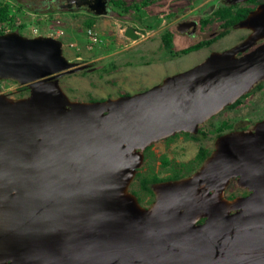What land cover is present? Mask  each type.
<instances>
[{"label":"water","instance_id":"95a60500","mask_svg":"<svg viewBox=\"0 0 264 264\" xmlns=\"http://www.w3.org/2000/svg\"><path fill=\"white\" fill-rule=\"evenodd\" d=\"M90 9L105 14L107 0ZM233 27L250 32L147 90L99 101L61 88V76L91 68L61 40L0 33V79L28 88L0 93V264H264V119L216 137L190 175L154 182L150 206L129 190L148 146L196 134L264 80V2ZM124 35L138 39L133 27ZM232 179L249 193L225 197Z\"/></svg>","mask_w":264,"mask_h":264},{"label":"rangeland","instance_id":"374dc122","mask_svg":"<svg viewBox=\"0 0 264 264\" xmlns=\"http://www.w3.org/2000/svg\"><path fill=\"white\" fill-rule=\"evenodd\" d=\"M120 1L121 5L116 6L110 0L107 12L98 15L85 7L60 9L50 0H0V8L6 6L10 15L0 22V30L2 33L18 31L22 25V35L59 39L67 59L89 63L90 69L59 78L61 88L74 101H99L147 90L166 76L200 63L210 52L230 48L248 35V29L231 26L225 35L208 46L172 56L164 47V32L172 33L174 50L217 36L224 31L223 20L213 11L225 4L224 0H149L140 13L132 5L142 0ZM259 1L262 0L231 5H234L233 10L240 6L254 8ZM124 6L130 7L124 9ZM202 18H207L203 25L200 23ZM189 20L196 22L194 33L181 32L179 24ZM127 27L136 30L138 39L124 35ZM23 87L14 80L0 79V93L8 97L28 95V88ZM239 99L237 105L225 107L200 124L196 134L175 133L153 142L144 150V160L129 186L142 206L151 204L153 194L141 188V177L155 174L165 179L172 175L173 169H180L184 177L188 176L201 165L194 160L200 147L211 152L219 135L251 129L257 121L264 119V80ZM220 126H224L222 131L217 129ZM187 165L192 171L186 175ZM244 190L233 180L224 196H241Z\"/></svg>","mask_w":264,"mask_h":264},{"label":"trees","instance_id":"16d2710c","mask_svg":"<svg viewBox=\"0 0 264 264\" xmlns=\"http://www.w3.org/2000/svg\"><path fill=\"white\" fill-rule=\"evenodd\" d=\"M249 1H255V0H249ZM120 0H112V3L116 6L121 5ZM149 3V0H142L140 3H135L134 5H132V7L134 8V10L138 13L141 12V9L146 6ZM128 7L130 6H124V9H128ZM234 5L231 4H222L220 6H218L214 11L213 14L216 15L218 18H220L221 20H223L222 26L224 27V31H221L217 36L209 38V39H203V40H198L197 42L190 44L186 47H183L179 50H174L173 48V40H172V33L169 30H166L162 36L163 38V43H164V47L168 50V52L170 53V55H177L180 53H189L192 51H196L198 49H201L204 46H208L209 44H211L214 40H216L218 37H221L223 35H225L227 33V29L230 28L231 26H233L234 24H236L239 20L243 19L244 17H246V15L248 14V12L251 10L250 7H237L233 10ZM7 18H10L9 15V11L7 9V7H3L0 8V22H4ZM207 22V18H202L200 19V23L203 25ZM91 21L88 22V24H90ZM18 32L21 33V29H22V25H20L18 28ZM0 33H2V31L0 30ZM26 88L27 87H23ZM240 102V99L237 100L234 104L230 105V106H235ZM224 128V126H220L217 129L219 131H222ZM185 134H188L186 132H182ZM204 134V133H203ZM221 134V132H220ZM205 135V134H204ZM149 149V147L146 148V150ZM210 154V152L205 148V147H200L197 154L195 155L194 160L197 161V163H202L203 160ZM186 175L189 174L192 170H191V166L187 165L186 166ZM189 172V173H187ZM180 169H173V173L172 175H170L169 177L165 178V179H178L181 177H184V174ZM162 180V178H159L157 175L153 174L150 176H143L140 178V182H141V188L144 189L146 192H149L152 194V190H151V183L157 182ZM234 197L233 195L230 196V198ZM139 199V198H138Z\"/></svg>","mask_w":264,"mask_h":264},{"label":"flooded vegetation","instance_id":"af4514ba","mask_svg":"<svg viewBox=\"0 0 264 264\" xmlns=\"http://www.w3.org/2000/svg\"><path fill=\"white\" fill-rule=\"evenodd\" d=\"M54 5H56L57 7H59L60 9H66V10H70V9H74V8H88L90 11H92L91 9H90V5L92 4V3H94V1L95 0H50ZM109 1L110 0H107V2L109 3ZM246 1H249V0H246ZM245 1V2H246ZM262 2H264V0H262L261 2L259 1L255 6H254V8L258 5V4H260V3H262ZM224 3L226 4V3H228V4H233V3H235L234 2V0H224ZM242 3V2H241ZM236 5H239V4H236ZM251 9H253V8H251ZM233 27V26H232ZM249 30H248V34H249ZM166 180H172V179H162V180H160V181H166ZM235 181V179H232L231 181ZM160 181H157V182H160ZM231 181H230V183H231ZM236 182V181H235ZM229 183V184H230ZM153 183H151V185H152ZM150 185V186H151ZM245 191V193H243V195H241V196H244V195H246V194H248L249 193V191L247 190V189H245L244 190ZM153 194V193H152ZM139 200V199H138ZM153 200H154V194H153ZM153 202V201H152ZM152 202H151V204H152ZM150 204V205H151ZM149 205V206H150ZM204 221V219H201L200 220V222H203ZM8 262H10V260L8 261Z\"/></svg>","mask_w":264,"mask_h":264},{"label":"built area","instance_id":"2783aa9c","mask_svg":"<svg viewBox=\"0 0 264 264\" xmlns=\"http://www.w3.org/2000/svg\"><path fill=\"white\" fill-rule=\"evenodd\" d=\"M89 34L91 35L92 33L89 31Z\"/></svg>","mask_w":264,"mask_h":264}]
</instances>
